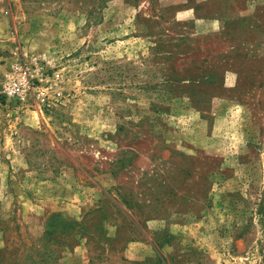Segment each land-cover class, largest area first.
<instances>
[{
	"label": "rangeland",
	"instance_id": "obj_1",
	"mask_svg": "<svg viewBox=\"0 0 264 264\" xmlns=\"http://www.w3.org/2000/svg\"><path fill=\"white\" fill-rule=\"evenodd\" d=\"M51 216V264H264V0H0V250Z\"/></svg>",
	"mask_w": 264,
	"mask_h": 264
},
{
	"label": "trees",
	"instance_id": "obj_2",
	"mask_svg": "<svg viewBox=\"0 0 264 264\" xmlns=\"http://www.w3.org/2000/svg\"><path fill=\"white\" fill-rule=\"evenodd\" d=\"M56 220L57 219L54 220L52 216L46 220L45 231L42 237H40V239H43V242H41L39 238L37 240L34 239L30 241V246L24 252H17V250H14L10 255L7 254L6 247L0 250V264H51L53 249L48 247L45 242L51 241L49 238L54 233L52 231L54 230ZM58 220V225L65 234L77 233L83 227V221L76 223L70 219ZM75 225L77 226L75 227Z\"/></svg>",
	"mask_w": 264,
	"mask_h": 264
},
{
	"label": "built area",
	"instance_id": "obj_3",
	"mask_svg": "<svg viewBox=\"0 0 264 264\" xmlns=\"http://www.w3.org/2000/svg\"><path fill=\"white\" fill-rule=\"evenodd\" d=\"M5 96L17 100H26L33 91V85L27 68L21 62H15L2 85Z\"/></svg>",
	"mask_w": 264,
	"mask_h": 264
}]
</instances>
